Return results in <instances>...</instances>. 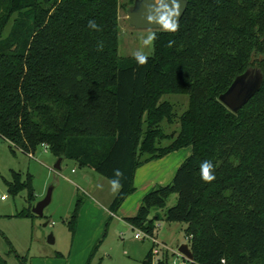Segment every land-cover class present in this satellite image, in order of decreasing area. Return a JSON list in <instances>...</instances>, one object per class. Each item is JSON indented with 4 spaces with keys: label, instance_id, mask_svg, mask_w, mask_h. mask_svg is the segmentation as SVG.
<instances>
[{
    "label": "trees",
    "instance_id": "1",
    "mask_svg": "<svg viewBox=\"0 0 264 264\" xmlns=\"http://www.w3.org/2000/svg\"><path fill=\"white\" fill-rule=\"evenodd\" d=\"M188 1L178 31L156 30L153 54L139 66L119 54V0H0V138L28 156L48 145L108 180L120 169L111 214L134 192L138 168L191 147L173 180L127 221L150 236L161 220L185 224L190 264H264V0ZM253 56L262 85L233 113L219 98ZM168 95L187 96V109ZM206 160L215 166L211 183L200 178ZM8 184L15 196L28 190L34 205L31 176L14 173ZM173 195L177 204L161 217ZM18 217L36 218L31 208ZM152 250L142 264L170 263V255L153 263ZM0 264L8 263L0 256Z\"/></svg>",
    "mask_w": 264,
    "mask_h": 264
},
{
    "label": "rangeland",
    "instance_id": "2",
    "mask_svg": "<svg viewBox=\"0 0 264 264\" xmlns=\"http://www.w3.org/2000/svg\"><path fill=\"white\" fill-rule=\"evenodd\" d=\"M130 2L119 0V54L121 57H134L133 53L140 50L151 56L153 43L144 46L141 38L156 30L135 29L130 25L127 15ZM164 100L174 103L179 112H184L188 106L187 96L168 95ZM174 129H168L167 132ZM192 152L191 147L183 148L155 163L138 168L134 192L111 219L109 207L118 193L111 191L110 180L69 160H65L61 170L57 171L54 167L59 159L44 148L41 147L31 158L21 151L13 152L8 142L0 138V256L8 264H88L92 251L100 245L89 264H142L153 242L148 237L136 239L137 234L144 233L133 229L127 219L136 216L143 198L154 188L162 172L172 166L171 181ZM14 173L20 175L22 182L32 177L36 195L34 205L45 199L48 191L53 189L52 201L45 209L44 217H18L28 208L32 210L34 205L30 206L28 190L17 196L10 192L8 183L14 182ZM79 197L83 202L76 234L73 235L69 222ZM177 201V195L171 196L166 207L158 210L161 217ZM185 228V224L161 220L157 223L154 235L161 244L176 250L187 244ZM51 235L53 244L49 243ZM58 253L61 256H57ZM160 257L156 256L155 260ZM23 259H26L25 262Z\"/></svg>",
    "mask_w": 264,
    "mask_h": 264
},
{
    "label": "water",
    "instance_id": "3",
    "mask_svg": "<svg viewBox=\"0 0 264 264\" xmlns=\"http://www.w3.org/2000/svg\"><path fill=\"white\" fill-rule=\"evenodd\" d=\"M152 0H134L127 10L128 20L130 25L135 29H155L163 30L161 27L155 24H150L146 20V15L149 10V6ZM181 5L179 24L187 10L189 1L188 0H177ZM259 61H263V57L259 58ZM256 59L253 56L251 60L252 67L249 68L243 75L238 76L230 88L223 93L219 100L233 113L239 112L247 103L252 99L256 92L260 89L263 82V74L257 64ZM62 159H59L54 169L57 171L61 170ZM53 189L48 191L47 196L42 201L35 204L32 208V213L37 217H44L45 209L50 205L52 201ZM49 243H54V238L51 235L49 237ZM179 252L182 253L187 259L193 261L194 257L191 248L188 244H183L178 248Z\"/></svg>",
    "mask_w": 264,
    "mask_h": 264
},
{
    "label": "clouds",
    "instance_id": "4",
    "mask_svg": "<svg viewBox=\"0 0 264 264\" xmlns=\"http://www.w3.org/2000/svg\"><path fill=\"white\" fill-rule=\"evenodd\" d=\"M181 5L177 0H152L149 10L146 15V20L150 24H155L161 27L166 32L175 33L179 29V17H180ZM88 28L99 31V25L95 20L88 21ZM142 44L144 46L152 45L156 39L155 33H149L147 37H142ZM174 41L169 42V47ZM97 49L103 50V42H98ZM137 64L144 66L148 62V56L143 51H136L133 53ZM215 166L211 161H203L200 164V178L205 183H211L216 179L214 174ZM114 178L110 180V189L115 193H119L123 185L121 179L123 178V172L120 169H115L113 173Z\"/></svg>",
    "mask_w": 264,
    "mask_h": 264
},
{
    "label": "built area",
    "instance_id": "5",
    "mask_svg": "<svg viewBox=\"0 0 264 264\" xmlns=\"http://www.w3.org/2000/svg\"><path fill=\"white\" fill-rule=\"evenodd\" d=\"M42 148L45 149V151H49V147L48 145H42ZM31 158H34L33 155H30ZM112 216H115V214H112ZM143 235V236H142ZM136 239H143L145 237H148L152 240L153 242V250H152V255H153V263H156L160 258H162L164 255H170L172 257V259L170 260L169 264H190V260L187 259L182 253L179 252L178 249L173 250L170 249L168 246H166L165 244H161L158 241L157 236H150V235H146L144 234H137ZM161 255V257L157 260H155L156 256Z\"/></svg>",
    "mask_w": 264,
    "mask_h": 264
},
{
    "label": "crops",
    "instance_id": "6",
    "mask_svg": "<svg viewBox=\"0 0 264 264\" xmlns=\"http://www.w3.org/2000/svg\"><path fill=\"white\" fill-rule=\"evenodd\" d=\"M166 158V157H165ZM64 162V161H63ZM63 162H62V164H63ZM155 162H157V161H154V163ZM151 163H153V162H151ZM151 163H149V164H151ZM172 170H173V168H172V166H171V168L169 167V170H166L165 172H162V177L160 176V178H158V179H156L157 180V183L155 184V186H154V188L156 187V186H166V185H168L172 180H173V178H172V180L170 181V179H171V177H172ZM73 172H75V170L73 169ZM164 176H165V178H164ZM157 178V177H156ZM152 179H155V178H152ZM151 179V180H152ZM168 181V182H167ZM170 181V182H169ZM146 257V256H145ZM145 259V258H144Z\"/></svg>",
    "mask_w": 264,
    "mask_h": 264
}]
</instances>
